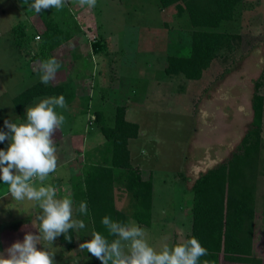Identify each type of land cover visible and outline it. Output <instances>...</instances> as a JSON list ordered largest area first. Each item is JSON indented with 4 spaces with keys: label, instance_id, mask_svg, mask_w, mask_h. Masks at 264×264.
I'll use <instances>...</instances> for the list:
<instances>
[{
    "label": "rangeland",
    "instance_id": "374dc122",
    "mask_svg": "<svg viewBox=\"0 0 264 264\" xmlns=\"http://www.w3.org/2000/svg\"><path fill=\"white\" fill-rule=\"evenodd\" d=\"M22 3L0 0V117H15L18 124L23 121L12 98L40 81V62L50 58L32 63V55L16 46L14 26L28 22L32 37V24L37 21H30L26 11L33 10ZM63 10L76 17L83 35L77 47L68 45L62 51L61 67L52 81L64 85L67 108L56 109L65 117L55 134L57 170L44 185L37 182L36 186L51 184L58 198L70 196L77 208L86 201L76 185L82 167L97 161L95 149L107 147L92 120L94 113L105 109L112 117L117 105L126 104L127 120L140 126L139 138L129 144L132 162L147 177L153 174V221L150 228H144L149 243L159 249L183 242L191 233V190L196 180L229 160L240 146L253 121L257 81L263 84L264 95V0H244L236 20L220 27L219 31L238 34L241 40L198 82L170 77L164 71L168 56L190 52L192 26L187 15L162 11L158 0H97L95 8H82L71 0L57 11ZM102 35L110 41L111 61L92 54V44ZM29 42L41 50L39 41ZM119 189H115L116 206L128 215L129 224H136L131 218L130 195ZM256 203L254 257L264 264V174L258 177ZM40 211L36 202L13 201L8 185L0 181V240L5 248L23 241L26 231L37 233L38 223L33 221ZM89 217V209L87 215L74 217L86 224L85 229L75 231L74 250L68 251L59 237L55 240V264H101L86 250H78L79 243L91 239ZM19 220L28 223L11 229Z\"/></svg>",
    "mask_w": 264,
    "mask_h": 264
},
{
    "label": "trees",
    "instance_id": "16d2710c",
    "mask_svg": "<svg viewBox=\"0 0 264 264\" xmlns=\"http://www.w3.org/2000/svg\"><path fill=\"white\" fill-rule=\"evenodd\" d=\"M243 1L158 0L162 11H172L179 17L187 15L192 26L189 54L168 56L165 75L183 76L188 81L198 82L216 60L232 53L234 43L241 40L240 36L219 29L224 23L236 20ZM27 16L30 21L37 19L32 24L34 36L28 34V22H19L13 32L17 36L16 46L24 47L22 51L32 55V63L48 55L61 63L62 51L68 45L72 48L80 44L83 35L81 27L69 11L49 8L40 14L27 11ZM31 39L41 43V50L34 49V44L29 42ZM91 51L93 55L108 59L110 41L103 35L96 38ZM67 53L70 54L71 50ZM63 69H66L65 66ZM262 87L263 84L257 81L252 98L253 121L240 146L229 160L199 177L191 190L192 226L187 239L195 237L207 249L208 255L201 257V264L205 260L208 264L262 263L261 259L254 257L257 181L259 175L264 174ZM60 95H65L64 85L52 81L45 85L39 81L15 96L12 102L15 111L26 121V108L36 99ZM127 109L126 104L117 105L112 117L105 109L95 111L92 120L107 141V147L95 149L97 161L85 163L79 175L81 181L76 184L90 210L89 221L93 232L99 231L104 235L107 231L101 220L106 215L129 224L128 215L116 206L117 187H121L118 192L130 195L131 218L137 225L150 228L153 221V174L147 177L146 171L132 162L129 144L139 138L140 126L127 120ZM7 147V141L0 143V149ZM27 223L19 220L10 228L19 230ZM71 235V242L66 241L63 235L59 237L68 251L76 247V232L71 231ZM5 249L3 240H0V252Z\"/></svg>",
    "mask_w": 264,
    "mask_h": 264
},
{
    "label": "clouds",
    "instance_id": "9594fccd",
    "mask_svg": "<svg viewBox=\"0 0 264 264\" xmlns=\"http://www.w3.org/2000/svg\"><path fill=\"white\" fill-rule=\"evenodd\" d=\"M70 3L71 0H23L36 14L49 8L60 10ZM76 3L82 8H95L97 0H76ZM60 67L55 57L41 61L40 81L48 85ZM57 108H67L63 95L43 98L26 108L25 122L18 124L5 119L8 131L0 130V143L8 142L6 150L0 149V181L8 185V195L13 201L36 202L41 210L33 221L38 223L37 233L26 231L23 241L17 240L0 252V264H55L56 252L52 251L55 240L63 235L71 242V231L86 228L83 220L74 218L77 213L87 215L86 201L77 208L70 196L58 198L51 184L36 186L37 182L44 185L58 167L55 134L62 128L65 117L57 113ZM101 223L107 235L94 231L90 240L78 245V250H86L101 264H201V257L208 255L195 237L157 249L149 243L147 231L137 224L116 221L107 215Z\"/></svg>",
    "mask_w": 264,
    "mask_h": 264
},
{
    "label": "crops",
    "instance_id": "0c3cea01",
    "mask_svg": "<svg viewBox=\"0 0 264 264\" xmlns=\"http://www.w3.org/2000/svg\"><path fill=\"white\" fill-rule=\"evenodd\" d=\"M73 1H75V0H73ZM22 5H24L23 3H22ZM27 7V5H24V7ZM26 13H27V11H26ZM12 100H13V98H12ZM29 107V106H28ZM19 115V114H18ZM20 119H21V121H23L22 120V118L20 117V115L18 116ZM6 118H5V116H1L0 117V129L1 130H3V131H8L6 128H5V126H4V120H5ZM11 119V118H10ZM16 118L14 117V119L12 120V122H14V120H15ZM23 122H25V121H23ZM7 149V148H6ZM6 149H4V150H6ZM94 151H96V150H94Z\"/></svg>",
    "mask_w": 264,
    "mask_h": 264
}]
</instances>
